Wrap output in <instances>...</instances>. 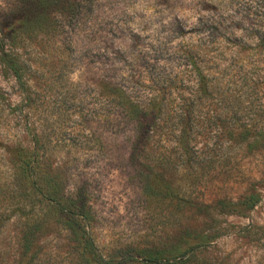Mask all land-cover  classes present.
Returning <instances> with one entry per match:
<instances>
[{"label":"rangeland","instance_id":"rangeland-1","mask_svg":"<svg viewBox=\"0 0 264 264\" xmlns=\"http://www.w3.org/2000/svg\"><path fill=\"white\" fill-rule=\"evenodd\" d=\"M82 2L56 0L50 10L62 29L17 47L24 89L0 65V264L76 262L77 246L54 215L36 236L37 257L20 253L15 197L27 187L10 183L30 154L44 155L50 182L90 208L88 231L104 258L124 249L171 256L205 242L197 264H264V231H240L264 230V148L234 147L225 136L233 120L264 128V47H256L264 43V0H93L86 13ZM40 6L0 0V26ZM155 79L175 81V104L192 93L205 176L185 188L190 200L179 210L162 189L183 187L181 173L143 174L109 123L112 85L138 90ZM205 82L210 96L198 93ZM253 192L262 202L246 210ZM217 229L224 234L213 239Z\"/></svg>","mask_w":264,"mask_h":264},{"label":"trees","instance_id":"trees-1","mask_svg":"<svg viewBox=\"0 0 264 264\" xmlns=\"http://www.w3.org/2000/svg\"><path fill=\"white\" fill-rule=\"evenodd\" d=\"M55 1L34 0L41 5V12L16 20L15 26L10 22L14 20L15 15L12 14L6 20L8 24L0 26V65L10 71L21 90L24 89L25 82L18 65L17 47L29 39L54 34L62 29L55 23V17L50 10V5ZM91 5L93 0H83L81 9L86 13ZM71 6L68 9L73 8ZM68 9L67 18L68 13L74 10ZM44 19L45 22L42 23ZM256 47L261 49L264 43L260 42ZM174 82L168 79L150 80L149 86H142V89L138 90H130L124 84L115 83L112 85L113 97L110 102L114 113L109 123L115 127L116 138L126 142L123 149L129 155L130 163L136 165L143 174L154 172V169H160L162 176L181 173L179 181H183V187L179 186L172 190L165 185L162 189L163 198L172 202L179 210L188 199L190 200L191 194L185 188L191 189L200 183L204 179L205 170L196 157L200 150L195 149L198 134L189 104L192 93L187 94L190 98L182 100L181 104L173 103L172 96L176 89ZM205 84L206 88L199 89L198 93L202 96H208L210 93V96L214 90L210 84L206 82ZM122 133L124 138H121ZM225 136L226 142L234 147H244L247 150L252 147L264 148V128L257 126L255 122L238 124L237 120H233L226 127ZM43 162L44 155L30 154L20 166L12 168L14 170L10 184L13 188L21 186L22 182H26L24 185L27 187L22 190L21 196L15 197L17 242L22 256H31V259L37 257L36 236L47 218L54 215L61 220L62 231L77 246L74 252L76 262L71 264H197L198 250L205 247V242L171 256H166V251L130 253L124 249L118 256L104 258L97 251L88 231L92 220L90 208L85 209L78 200L66 197L57 184L51 183L46 172L42 170ZM196 166L201 173L193 175ZM207 166L208 162L204 164V167ZM186 172L189 174H184ZM261 202L259 193L253 192L245 198L242 206L246 210H253ZM231 228L225 229L224 232L229 233ZM216 231L213 239L224 234L222 230ZM240 231L247 237L264 230L261 227L247 225L240 228Z\"/></svg>","mask_w":264,"mask_h":264}]
</instances>
